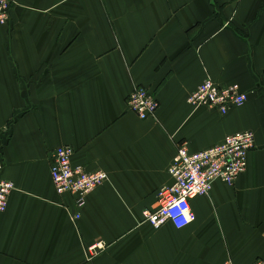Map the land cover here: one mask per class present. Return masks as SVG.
<instances>
[{"label":"crops","instance_id":"crops-1","mask_svg":"<svg viewBox=\"0 0 264 264\" xmlns=\"http://www.w3.org/2000/svg\"><path fill=\"white\" fill-rule=\"evenodd\" d=\"M0 24V264H254L264 259V0H14ZM247 101L222 114L189 96L206 79ZM138 85L159 101L142 119ZM255 134L234 184L191 201L196 219L154 228L144 211L171 184L177 147L207 149ZM107 180L74 197L51 176L58 146ZM99 244L93 254L89 247Z\"/></svg>","mask_w":264,"mask_h":264},{"label":"built area","instance_id":"built-area-1","mask_svg":"<svg viewBox=\"0 0 264 264\" xmlns=\"http://www.w3.org/2000/svg\"><path fill=\"white\" fill-rule=\"evenodd\" d=\"M14 0H0V24H7L14 6ZM248 94L241 90L239 84L222 86L212 79L204 80L192 92L188 101L197 106L217 108L227 114L233 108L242 106ZM131 110L140 118H155L159 101L147 87L138 85L127 100ZM255 147V134L252 131H239L207 149L192 152L187 142L178 145L171 162L169 173L172 182L161 187L157 192L154 208L144 211V218L154 228H160L171 222L176 228L191 224L196 215L191 201L199 196L207 195L217 179L232 185L243 174L248 166V153ZM74 148L68 145L58 146L51 157V176L56 192L59 195L70 194L74 197L76 212L74 220L81 216L86 205L87 196L108 178L106 171H86L72 161ZM4 163L0 159V212H5L9 205V197L15 184L3 179L1 174ZM100 248L99 244L89 247L91 254ZM225 264H233L230 260ZM254 264H264V259H257Z\"/></svg>","mask_w":264,"mask_h":264}]
</instances>
